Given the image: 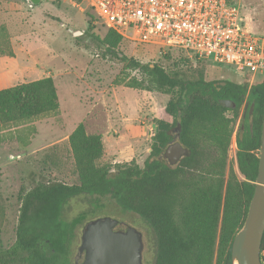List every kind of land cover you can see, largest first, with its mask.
Returning a JSON list of instances; mask_svg holds the SVG:
<instances>
[{"label":"trees","instance_id":"obj_1","mask_svg":"<svg viewBox=\"0 0 264 264\" xmlns=\"http://www.w3.org/2000/svg\"><path fill=\"white\" fill-rule=\"evenodd\" d=\"M85 13L96 20L90 12ZM102 27L105 33L101 38L91 33L102 48L101 57L116 58L125 69L140 73L118 76L114 83L169 94L164 111L171 121L154 120L156 129L142 165L134 159L102 162V135L88 133L84 122L77 124L67 136L77 183L38 181L19 195L16 237L10 246L0 247V264H72L76 228L96 219L112 204L137 214L154 228V264H231V240L244 221L257 175L264 79L250 87L245 81L206 80L204 62L208 61L195 59L193 66L191 57L180 50L163 53L171 60L168 67L144 63L127 57L120 51L124 38ZM92 28L89 25L88 31ZM174 51L180 56L173 57ZM3 56L13 57L14 48L10 31L0 17ZM247 91L253 114L238 127L236 171L227 162V152ZM58 108L51 76L0 88V137L18 142L24 138L29 143L35 122ZM178 123L179 141L187 153L170 165L163 152ZM78 196L89 199L92 208L66 221L63 210ZM4 215L0 205V226ZM263 251L264 233L262 263Z\"/></svg>","mask_w":264,"mask_h":264},{"label":"rangeland","instance_id":"obj_2","mask_svg":"<svg viewBox=\"0 0 264 264\" xmlns=\"http://www.w3.org/2000/svg\"><path fill=\"white\" fill-rule=\"evenodd\" d=\"M239 2L252 30L264 34V0ZM0 17L10 31L14 48L13 57H0V88L51 76L59 103L55 113L35 122L29 143L24 138L18 142L0 137V205L5 211V221L0 226V247L6 248L16 237L21 193L38 181L77 183L67 141V135L77 124L84 122L88 133L102 135V162L134 159L142 165L150 150L152 123L155 119L171 118L164 111L169 94L114 83L118 76H140V73L125 69L124 63L116 58L101 57L102 48L91 33L101 38L105 29L100 22L90 19L88 13L62 0H39L38 3L0 0ZM89 25H93L90 32ZM77 31L82 33L74 35ZM120 51L144 63L167 66L171 61L156 47L126 38ZM172 54L175 58L180 56L175 51ZM191 62L194 66L195 59ZM204 63L206 80H241L230 66ZM240 113L241 108L238 117ZM236 151L237 147L230 141L227 162L237 171ZM89 208H92L89 199L72 198L62 218L70 221ZM105 216L137 229L142 235V264H154L152 233L144 219L114 204L98 214V217ZM81 231L82 225L75 230L72 257L80 245Z\"/></svg>","mask_w":264,"mask_h":264},{"label":"built area","instance_id":"obj_3","mask_svg":"<svg viewBox=\"0 0 264 264\" xmlns=\"http://www.w3.org/2000/svg\"><path fill=\"white\" fill-rule=\"evenodd\" d=\"M62 1L135 43L230 66L248 87L264 79V34L252 30L239 0ZM237 129L238 120L230 140L235 147Z\"/></svg>","mask_w":264,"mask_h":264},{"label":"water","instance_id":"obj_4","mask_svg":"<svg viewBox=\"0 0 264 264\" xmlns=\"http://www.w3.org/2000/svg\"><path fill=\"white\" fill-rule=\"evenodd\" d=\"M31 1L39 2V0ZM81 33L82 31H77L74 35ZM252 107L253 103L250 108ZM152 128L156 129L155 123H152ZM179 130L180 124L178 123L174 129L175 139L179 137ZM186 153L187 148L179 140L169 143L164 150V155L171 165H175ZM263 233L264 113L254 190L244 221L231 240V264H263L260 258ZM141 251L140 233L135 228L121 224L113 217H99L85 225L75 264H142Z\"/></svg>","mask_w":264,"mask_h":264},{"label":"flooded vegetation","instance_id":"obj_5","mask_svg":"<svg viewBox=\"0 0 264 264\" xmlns=\"http://www.w3.org/2000/svg\"><path fill=\"white\" fill-rule=\"evenodd\" d=\"M238 78H240L239 76H238ZM241 81V80H240ZM247 95H248V91L246 92V95H245V98H244V102H243V105H242V107H241V113H240V116L238 117V127H239V124L240 123H242V122H248L249 121V119L251 118V116H252V114H253V107H252V109L250 108L251 107V105L249 106L248 105V100H247ZM175 129V128H174ZM237 132H238V129H237ZM177 140H179V137L178 138H176ZM175 135H174V137H173V139H172V141L171 142H174L175 140ZM170 142V143H171ZM163 158L165 159V161L168 163V164H170L169 163V161H168V159L165 157V155H164V152H163ZM171 165V164H170ZM97 218H99V217H97ZM96 218V219H97ZM95 220V219H94ZM93 221V220H92ZM89 222H91V221H86L83 225H82V231H81V236H80V243H81V238H82V234H83V229H84V227H85V225L87 224V223H89ZM119 223H121V224H123V222L122 221H120L119 220ZM127 227H129V225H127ZM130 227H133V226H130ZM134 228V227H133ZM148 228H149V230L151 231V233H152V244H153V246H154V248H156V234H155V231H154V228L152 227V226H150L149 224H148ZM137 230V229H136ZM138 231V230H137ZM139 232V231H138ZM140 233V232H139ZM140 238H141V242H142V235H141V233H140ZM78 248H79V246L77 247V250H78ZM142 249H143V245H142ZM77 250H76V253H75V255L72 257V264H75V257L77 256ZM83 259V258H82ZM141 261H142V251H141Z\"/></svg>","mask_w":264,"mask_h":264},{"label":"crops","instance_id":"obj_6","mask_svg":"<svg viewBox=\"0 0 264 264\" xmlns=\"http://www.w3.org/2000/svg\"><path fill=\"white\" fill-rule=\"evenodd\" d=\"M164 120H166V121H171V120H169V119H165V118H164ZM67 136H68V135H67Z\"/></svg>","mask_w":264,"mask_h":264},{"label":"bare ground","instance_id":"obj_7","mask_svg":"<svg viewBox=\"0 0 264 264\" xmlns=\"http://www.w3.org/2000/svg\"><path fill=\"white\" fill-rule=\"evenodd\" d=\"M236 264V263H235Z\"/></svg>","mask_w":264,"mask_h":264}]
</instances>
